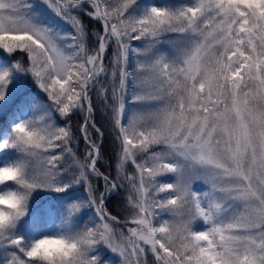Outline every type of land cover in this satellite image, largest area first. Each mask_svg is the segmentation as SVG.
<instances>
[{"label": "snow or ice", "instance_id": "1", "mask_svg": "<svg viewBox=\"0 0 264 264\" xmlns=\"http://www.w3.org/2000/svg\"><path fill=\"white\" fill-rule=\"evenodd\" d=\"M0 53V264H264V0H0Z\"/></svg>", "mask_w": 264, "mask_h": 264}, {"label": "trees", "instance_id": "2", "mask_svg": "<svg viewBox=\"0 0 264 264\" xmlns=\"http://www.w3.org/2000/svg\"><path fill=\"white\" fill-rule=\"evenodd\" d=\"M171 2H176V0H171ZM85 23L87 24L90 30H96L99 28V25L95 21H90L87 18H85ZM67 29L68 26L64 25V30ZM6 59H7L6 55L0 53V61H5ZM13 59H15V57H13ZM33 96L38 97L42 103H47L44 94L29 79V81L23 83L22 86L16 89V91L12 94L11 99L7 103L0 102V128H4L7 124L11 123L15 115L18 114L17 112L18 108L25 105L30 106L31 101L28 98ZM93 103L97 106V111L95 114V120L97 126H99L104 132L103 145L101 149L102 157L98 167H100L101 171L110 172L113 176H115L116 173L109 167V162L112 160L114 156V150L116 148V144L114 143L115 134L112 131L111 126L107 122L105 116L103 115L99 103L96 100L94 94H93ZM82 119H83V114H78L73 116L71 121L73 130L74 132H76L77 135H79V133L76 130L78 129L79 123L82 122ZM93 138L94 139L96 138L95 133H93ZM78 148L79 151L77 154L82 155L85 150V144L83 140L79 141ZM129 171H131V169H129ZM101 187H102V182H101ZM196 187L200 190H204L206 186L200 183L197 184ZM56 196L57 194L54 193H44V192L39 193L38 195L35 196V199L31 202L32 212L39 214L42 213L44 210L50 208L51 205L55 203ZM123 196L124 193L121 192L120 195L118 196L114 195L110 200L107 201V206L109 210L112 211L113 214H120L121 218L130 215V212L125 211L124 208L122 207ZM89 215H91V213H89ZM85 219H87V217H85ZM2 255L3 253H0V256ZM101 261L102 264H104L105 261H110L111 264H119V257L115 253L109 251L108 249L102 248Z\"/></svg>", "mask_w": 264, "mask_h": 264}]
</instances>
